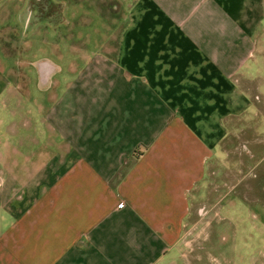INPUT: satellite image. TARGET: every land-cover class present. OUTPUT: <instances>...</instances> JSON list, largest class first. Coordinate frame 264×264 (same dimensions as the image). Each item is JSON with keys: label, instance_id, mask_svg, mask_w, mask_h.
I'll return each instance as SVG.
<instances>
[{"label": "crops", "instance_id": "1", "mask_svg": "<svg viewBox=\"0 0 264 264\" xmlns=\"http://www.w3.org/2000/svg\"><path fill=\"white\" fill-rule=\"evenodd\" d=\"M99 1L115 44L0 72V264H173L264 97V0Z\"/></svg>", "mask_w": 264, "mask_h": 264}, {"label": "rangeland", "instance_id": "2", "mask_svg": "<svg viewBox=\"0 0 264 264\" xmlns=\"http://www.w3.org/2000/svg\"><path fill=\"white\" fill-rule=\"evenodd\" d=\"M97 2L80 0L74 6L72 0H0V72L36 74L41 66H54L68 75L94 46L108 38L115 44L125 21L104 14ZM99 2L109 13L112 2ZM254 99L255 111L242 117L225 141L227 165L235 168L223 176L221 168L210 171L208 191L192 209L196 227L173 264H264V164L254 169L264 157V97ZM236 168L240 176H251L231 187L239 179ZM224 181L228 184L219 187Z\"/></svg>", "mask_w": 264, "mask_h": 264}]
</instances>
